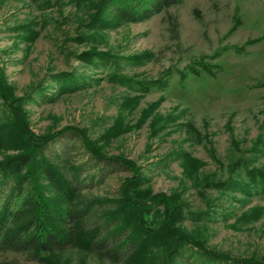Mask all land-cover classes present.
Segmentation results:
<instances>
[{
    "label": "rangeland",
    "instance_id": "rangeland-1",
    "mask_svg": "<svg viewBox=\"0 0 264 264\" xmlns=\"http://www.w3.org/2000/svg\"><path fill=\"white\" fill-rule=\"evenodd\" d=\"M51 1L53 4L45 9L32 0H5L0 6V67L16 86L17 95L32 92L39 82L51 84V75L60 71L76 69L100 81L64 94L55 85L50 89L56 94L54 101L38 98L29 102L26 108L31 129L45 134L76 126L86 129L90 139H99L114 124L124 98L139 91L111 81L107 69L86 67L74 52H83L92 44L120 56L152 51V60L142 66L123 63V72L138 80L158 79L168 69L171 75L165 87H154L141 96L133 111H125L126 122L136 124L144 109L161 102L140 127L105 145L106 153L133 161L149 178L153 193L183 191L190 210L213 207L217 213L204 220L205 225L190 217L181 224L193 234L201 227L203 232L196 236L208 247L264 262V192L247 196L241 191L221 194L208 188L206 197L214 203L209 204L195 182L186 178L178 157V151L185 150L200 159L204 165L199 175L209 179L227 178L228 166L237 157L264 170V143L259 151L255 150L257 139L264 136V0H185L147 21L105 30L92 44L72 39L84 30L79 23L88 3L79 9L72 0ZM237 17L239 24L232 30ZM30 20L38 21L36 29L41 31L31 48L19 27ZM260 37L244 50L236 49L248 39ZM201 62L211 63L214 73H208ZM192 67L201 73L193 72ZM169 114L178 116L160 122L165 126L152 134L154 117ZM233 139L240 142L239 150ZM46 153L62 164L82 167L76 184L80 204L91 206L86 224L101 226L102 234L110 235L100 214L103 208L113 206L112 199L121 195L125 180L134 175L133 169L121 162L96 159L75 131L50 144ZM66 174L73 179L71 171L66 170ZM252 208L260 210L259 218L239 222V216ZM62 258L70 264H127L124 259L117 261L102 253L78 249L66 252ZM13 259L21 264H37L27 255L0 251V261Z\"/></svg>",
    "mask_w": 264,
    "mask_h": 264
},
{
    "label": "trees",
    "instance_id": "trees-1",
    "mask_svg": "<svg viewBox=\"0 0 264 264\" xmlns=\"http://www.w3.org/2000/svg\"><path fill=\"white\" fill-rule=\"evenodd\" d=\"M32 1L44 9L53 4L51 0ZM184 1L72 0L79 9L82 4L88 3L79 23L84 30L72 39L79 43H95L105 30L147 21ZM4 2L0 0V6ZM37 24L38 21L30 20L19 26L29 48L41 34L36 29ZM238 24L239 17L232 30ZM261 39H248L236 49L244 50L247 45ZM74 55L86 67L107 69L111 81L139 92L124 98L114 124L99 139H90L86 129L76 126L36 134L31 129L26 108L29 102L38 98L54 101L56 94H51L50 89L55 85L60 94L71 93L86 88L94 81L99 82L100 78L76 69L60 71L51 75V84L39 82L33 86L32 92L19 96L4 67H0V154L3 156L0 158V251L27 255L37 264H70L62 257L72 249L102 253L117 261L124 259L127 264H264L263 261L233 257L208 247L203 239L196 236L203 232L201 227L193 234L181 224L190 217L194 221H203L205 225L204 220L211 219L217 213L212 210L213 207L205 211L190 210L188 202L183 199V191L153 193L149 178L133 161L123 156H109L105 151V145L113 138L140 127L148 119L161 99L144 109L134 125L126 122L125 111H133L141 96L154 87H165L172 71L168 69L160 78L152 80H138L123 72V63L142 66L152 60L154 53L150 50L120 56L110 49L103 50L92 44L83 52H74ZM200 64L208 73H214L211 63ZM191 69L201 73L198 68ZM176 116L156 115L151 123L152 134L163 129L165 124L161 126L160 122L175 120ZM189 127L197 132L192 124ZM69 131H75L82 137L89 153L96 159L121 162L134 171V175L125 180L121 195L112 199L113 206L103 208L100 214L110 229V235L107 232L102 234L101 226L89 227L86 224L91 206L80 204V189L76 184L82 167L70 162L63 165L59 159L46 153L50 144ZM232 142L239 150L240 142L236 139ZM262 143L264 136L260 135L255 150L259 151ZM178 157L183 162L186 178L195 182L199 194L204 197L208 188L216 189L221 194L241 191L247 196L264 192V170L251 165L244 157L231 160L229 175L225 179L200 177L199 170L204 162L185 150L178 151ZM214 158L219 161L216 156ZM66 170L73 173V179L68 177ZM207 200L209 204H214L209 202V198ZM260 214L258 208H252L243 212L238 221L247 223L259 218ZM0 264L21 263L13 259L0 261Z\"/></svg>",
    "mask_w": 264,
    "mask_h": 264
}]
</instances>
